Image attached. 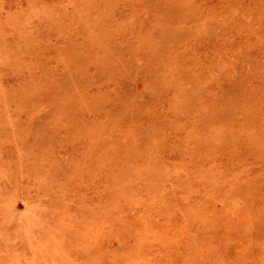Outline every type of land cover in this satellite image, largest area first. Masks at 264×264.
Instances as JSON below:
<instances>
[{
  "label": "rangeland",
  "instance_id": "rangeland-1",
  "mask_svg": "<svg viewBox=\"0 0 264 264\" xmlns=\"http://www.w3.org/2000/svg\"><path fill=\"white\" fill-rule=\"evenodd\" d=\"M0 264H264V0H0Z\"/></svg>",
  "mask_w": 264,
  "mask_h": 264
}]
</instances>
